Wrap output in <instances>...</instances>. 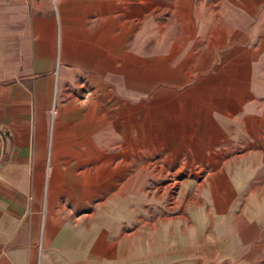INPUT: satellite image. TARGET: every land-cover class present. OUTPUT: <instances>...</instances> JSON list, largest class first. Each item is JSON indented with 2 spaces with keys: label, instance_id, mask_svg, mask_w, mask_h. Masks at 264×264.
<instances>
[{
  "label": "crops",
  "instance_id": "obj_1",
  "mask_svg": "<svg viewBox=\"0 0 264 264\" xmlns=\"http://www.w3.org/2000/svg\"><path fill=\"white\" fill-rule=\"evenodd\" d=\"M70 7V0H0V264H70V255L90 256L82 253L90 228L81 222L89 215L74 210L104 195L106 180L122 167L116 79L82 90L70 78V70L92 68L70 57L78 46L70 43ZM252 9L260 26L264 0L244 5L249 17ZM257 30L244 29L248 55L242 89L230 93L234 104L210 110L224 149L195 157L217 161L208 191L195 200V222L180 220L193 231L185 241H194L195 264H264V36ZM186 132L179 131V144L192 135ZM121 193L97 209H121Z\"/></svg>",
  "mask_w": 264,
  "mask_h": 264
},
{
  "label": "rangeland",
  "instance_id": "obj_2",
  "mask_svg": "<svg viewBox=\"0 0 264 264\" xmlns=\"http://www.w3.org/2000/svg\"><path fill=\"white\" fill-rule=\"evenodd\" d=\"M253 2L70 0V20L76 22L73 30L70 26V43L78 44L70 47V57L92 67L70 70L73 86L93 89L101 81L99 86L110 87L109 80L116 79L123 124L116 153L121 169L106 180L104 195L74 210L75 216L89 215L81 221L90 228L83 233L90 239L82 253L91 255H70V264H195L194 241H185L193 231L180 223L195 222V200L201 190L208 191L217 163L195 157L210 158L208 152L225 146L216 142L220 131L210 110L233 105L230 93L242 89V57L249 47L244 29L257 25V38L264 36L258 11L252 9L249 17L244 10ZM105 99L109 103L110 95ZM180 130L192 133L183 144L178 143ZM117 190L121 209H97L105 197L112 204Z\"/></svg>",
  "mask_w": 264,
  "mask_h": 264
}]
</instances>
